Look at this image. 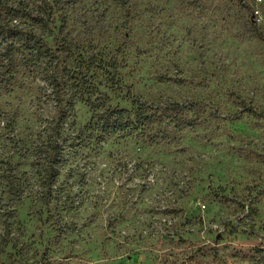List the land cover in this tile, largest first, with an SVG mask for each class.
I'll list each match as a JSON object with an SVG mask.
<instances>
[{"label": "rangeland", "instance_id": "rangeland-1", "mask_svg": "<svg viewBox=\"0 0 264 264\" xmlns=\"http://www.w3.org/2000/svg\"><path fill=\"white\" fill-rule=\"evenodd\" d=\"M0 6L39 37L0 48V264H264V0Z\"/></svg>", "mask_w": 264, "mask_h": 264}, {"label": "trees", "instance_id": "trees-1", "mask_svg": "<svg viewBox=\"0 0 264 264\" xmlns=\"http://www.w3.org/2000/svg\"><path fill=\"white\" fill-rule=\"evenodd\" d=\"M242 5L244 7H247L245 3H242ZM4 10L5 11H3V7L0 6V48L3 52V66L6 69V72L11 75L15 66L13 55L16 53V51H18L20 47L25 44L22 41H25L27 38L33 40L34 38H37V36L32 31H23L20 21H16V19L20 16L18 10L12 8H4ZM51 11L52 7L50 6L48 7L47 13L50 14ZM42 23L43 27L47 28L48 25H46V21L44 20ZM37 39H39V37ZM2 80H0V82ZM88 102L93 108L100 107L99 105H92V101H90L89 99ZM131 113L133 114V118L130 116ZM143 115L144 113L142 108L136 104L133 105V112H130L126 109L107 106L104 108L103 115L101 117L102 123L100 125V128L104 133L122 132L123 135H127L132 133L133 131H136L138 127H140ZM50 147L52 149L53 155L48 161L46 159L45 165H43L45 167L42 168L44 172L42 176L43 179H41L43 180V185L46 184L48 178H53L57 174V172L54 170V166L59 165L63 156L62 148L60 147V145L55 143ZM49 197H51L50 190L40 196L43 201H47Z\"/></svg>", "mask_w": 264, "mask_h": 264}]
</instances>
